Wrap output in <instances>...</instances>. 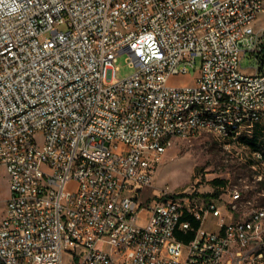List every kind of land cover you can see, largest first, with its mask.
<instances>
[{
	"label": "built area",
	"instance_id": "obj_1",
	"mask_svg": "<svg viewBox=\"0 0 264 264\" xmlns=\"http://www.w3.org/2000/svg\"><path fill=\"white\" fill-rule=\"evenodd\" d=\"M262 13L264 0H0V264H264V147L241 132L264 119ZM123 54L134 72L118 79ZM204 132L246 152L250 174L201 204L155 188L174 139Z\"/></svg>",
	"mask_w": 264,
	"mask_h": 264
},
{
	"label": "rangeland",
	"instance_id": "obj_2",
	"mask_svg": "<svg viewBox=\"0 0 264 264\" xmlns=\"http://www.w3.org/2000/svg\"><path fill=\"white\" fill-rule=\"evenodd\" d=\"M255 26L257 29L264 28V13L259 14ZM127 57L128 54H123L116 62L119 70L116 71L115 77L118 79H123L134 72V67L129 65ZM256 68L255 56L247 55L243 58V72L253 73ZM194 76V71L190 75H176L171 79V83L175 85L192 84ZM241 132L253 135L255 137L253 142H259L260 146L264 147V119L253 125H243ZM223 143L224 140L208 132L189 138H175L172 146L161 154L157 163L155 188L168 186L175 192L191 195L201 204L210 198L207 193H212L218 188L214 183L215 179L226 182L237 181L240 177L249 175L250 161L246 152L242 151L237 154L239 149L234 146L231 147L232 152H230L224 148ZM77 186L78 182L73 180L69 189L75 190ZM9 193L8 173L4 167H0V219L5 214ZM150 193L151 191L148 194ZM204 226L208 230H218L215 218H209ZM178 233L182 232L178 231L177 236ZM72 262L70 254L65 252L64 264H72Z\"/></svg>",
	"mask_w": 264,
	"mask_h": 264
},
{
	"label": "trees",
	"instance_id": "obj_3",
	"mask_svg": "<svg viewBox=\"0 0 264 264\" xmlns=\"http://www.w3.org/2000/svg\"><path fill=\"white\" fill-rule=\"evenodd\" d=\"M214 183L216 184V185H223V184H225L226 183V181L225 180H221V179H215L214 180ZM219 193H220V191L219 190H215L214 192H212V193H207V195L208 196H218L219 195ZM193 224H194V226H198L199 224L196 222V221H194L193 222ZM178 236H179V238H181L182 240H184V241H189L190 239H191V237H193V233H188V234H185V233H178Z\"/></svg>",
	"mask_w": 264,
	"mask_h": 264
},
{
	"label": "crops",
	"instance_id": "obj_4",
	"mask_svg": "<svg viewBox=\"0 0 264 264\" xmlns=\"http://www.w3.org/2000/svg\"><path fill=\"white\" fill-rule=\"evenodd\" d=\"M197 222V221H196ZM199 224V222H197Z\"/></svg>",
	"mask_w": 264,
	"mask_h": 264
}]
</instances>
